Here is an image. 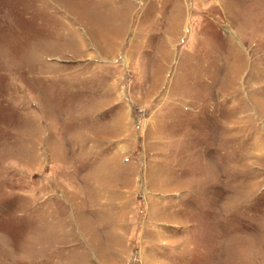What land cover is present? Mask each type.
<instances>
[{
  "label": "rangeland",
  "instance_id": "rangeland-1",
  "mask_svg": "<svg viewBox=\"0 0 264 264\" xmlns=\"http://www.w3.org/2000/svg\"><path fill=\"white\" fill-rule=\"evenodd\" d=\"M0 264H264V0H0Z\"/></svg>",
  "mask_w": 264,
  "mask_h": 264
}]
</instances>
